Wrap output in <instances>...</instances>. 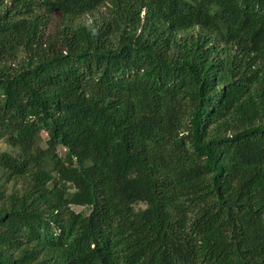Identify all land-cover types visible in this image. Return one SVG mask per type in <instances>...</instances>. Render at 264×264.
<instances>
[{"label":"trees","instance_id":"obj_1","mask_svg":"<svg viewBox=\"0 0 264 264\" xmlns=\"http://www.w3.org/2000/svg\"><path fill=\"white\" fill-rule=\"evenodd\" d=\"M0 264H264V0H0Z\"/></svg>","mask_w":264,"mask_h":264},{"label":"rangeland","instance_id":"obj_2","mask_svg":"<svg viewBox=\"0 0 264 264\" xmlns=\"http://www.w3.org/2000/svg\"><path fill=\"white\" fill-rule=\"evenodd\" d=\"M1 145L3 146L4 149H7L8 148V145L6 143H4L3 141L1 142ZM65 149L63 147L60 148V152L61 153H64ZM74 208L76 210H83L84 207L80 206V205H74Z\"/></svg>","mask_w":264,"mask_h":264}]
</instances>
